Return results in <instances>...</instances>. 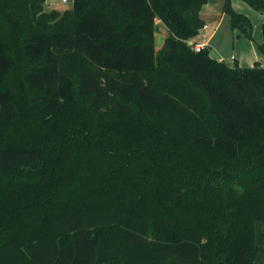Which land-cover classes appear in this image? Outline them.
<instances>
[{
    "label": "trees",
    "instance_id": "16d2710c",
    "mask_svg": "<svg viewBox=\"0 0 264 264\" xmlns=\"http://www.w3.org/2000/svg\"><path fill=\"white\" fill-rule=\"evenodd\" d=\"M43 1L0 0V264H257L264 67L193 50L211 0Z\"/></svg>",
    "mask_w": 264,
    "mask_h": 264
},
{
    "label": "crops",
    "instance_id": "0c3cea01",
    "mask_svg": "<svg viewBox=\"0 0 264 264\" xmlns=\"http://www.w3.org/2000/svg\"><path fill=\"white\" fill-rule=\"evenodd\" d=\"M231 4L234 10L239 13H243L247 16L246 13L248 11L254 12L258 13L264 19V13L258 12L243 0H231ZM224 5L225 2L220 3L216 0H211L203 8L201 17L205 20L206 25L200 33L203 32L204 37L207 38H205V40L200 43H206L205 49L210 50V55L212 58L217 59L218 61H220L221 59L224 60L222 54L223 49L221 48V45L219 43H217L218 45L216 46L214 40L222 30H225L220 39L223 40L226 45L232 44V49L229 54L231 58L233 57V60L231 62L238 61L241 67H253L256 63L264 67V54L259 50V45L264 42V24L261 25L262 30H259V28H256L255 25H253V40L247 39L238 30H231L230 27H228L226 31V25L224 23L226 18H228L229 16L223 10ZM223 26L225 27L222 29ZM261 26L259 25V27ZM190 42L200 44L195 42V38H193Z\"/></svg>",
    "mask_w": 264,
    "mask_h": 264
},
{
    "label": "rangeland",
    "instance_id": "374dc122",
    "mask_svg": "<svg viewBox=\"0 0 264 264\" xmlns=\"http://www.w3.org/2000/svg\"><path fill=\"white\" fill-rule=\"evenodd\" d=\"M216 1L220 2V3L226 2V0H216ZM42 7H43V12L44 13H51L52 14V13L56 12V13L59 14V16H61L66 10L72 8V4L64 5V4H61L60 0H53L51 3H45L43 1ZM246 14H247L248 18L252 21L253 25H255L256 28H259V30H262V26L261 25L264 24V19L258 13H254V12H249L248 11ZM224 24L226 25V31H227L228 27H230V29L232 30L231 21H230L229 17L226 18ZM157 25L159 27V31L156 34L155 44H156L157 51H160L161 47H162V44H163L164 34H165L166 29H165V26L160 21L157 22ZM259 25L261 27H259ZM224 27L225 26H223L222 29ZM200 32H199L200 35L198 34L195 37V42H197V43H200V42L204 41L205 38H207V37H204V33L203 32L202 33H200ZM224 32H225V30H222L219 33V35L216 36V38L214 40V43H215L216 46L218 45L217 43H219L221 45V48L223 49L222 50L223 51L222 54H223L224 60L227 61V62H230V64H232L231 61L233 60V57L231 58V56L229 55L230 52H231V49H232V44L226 45L223 42V40L220 39V37H222ZM18 60H19V63H18L17 73H20V71L23 70L26 67V63L24 62L22 56H20V55L18 56ZM257 264H264V255L259 256Z\"/></svg>",
    "mask_w": 264,
    "mask_h": 264
},
{
    "label": "built area",
    "instance_id": "2783aa9c",
    "mask_svg": "<svg viewBox=\"0 0 264 264\" xmlns=\"http://www.w3.org/2000/svg\"><path fill=\"white\" fill-rule=\"evenodd\" d=\"M53 0H44L45 3H51ZM61 4L67 5V4H72L74 0H60ZM189 44L192 46L193 50L195 52H201L206 48V43H200V44H195L189 42ZM220 62H225L223 59L220 60ZM233 63V62H231Z\"/></svg>",
    "mask_w": 264,
    "mask_h": 264
}]
</instances>
